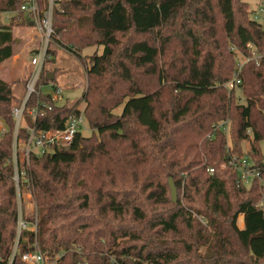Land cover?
<instances>
[{
	"label": "trees",
	"instance_id": "obj_1",
	"mask_svg": "<svg viewBox=\"0 0 264 264\" xmlns=\"http://www.w3.org/2000/svg\"><path fill=\"white\" fill-rule=\"evenodd\" d=\"M26 1L0 0V13H27L35 27L21 10ZM37 3L49 9V0ZM253 15L242 0H54L51 41L82 64L89 59L81 102L91 134L31 153L20 186L35 212L26 214L14 180L12 111L28 75L21 97L0 78V264H25L35 248L49 264H264L256 207L264 187L257 178L245 184L229 165L231 155H246L264 178V59L250 50L264 53V27ZM14 45L12 26L0 22V64ZM93 47L102 52L82 55ZM233 48L251 60L229 90L239 63ZM45 63L27 106L52 109L27 122L62 129L79 106H59L43 91L55 80ZM19 135L29 137L25 128Z\"/></svg>",
	"mask_w": 264,
	"mask_h": 264
},
{
	"label": "built area",
	"instance_id": "obj_2",
	"mask_svg": "<svg viewBox=\"0 0 264 264\" xmlns=\"http://www.w3.org/2000/svg\"><path fill=\"white\" fill-rule=\"evenodd\" d=\"M53 1L50 0L48 10L41 11L37 3V0H27L21 10L24 12H30L37 23V28L40 32L42 40L45 44H49L52 35V8ZM255 20L260 22L264 27V2L261 3L257 12H255ZM238 56L237 72L234 78L226 84L229 90L236 89L240 84V80L237 77L241 71L244 63L251 60V57L241 56V53L236 49H232ZM251 52L255 59H264V53H258L253 46H250ZM239 56L241 59H239ZM51 59V55L45 49L36 57L31 60V70L28 74L27 81L25 84V96L22 104L13 109L12 115L15 120L14 129V148H13V165L15 169L14 180L17 187L18 196L21 194V182H27L26 166L29 165L31 153L45 154L51 152L57 146H66L72 143L75 135L82 131L85 126L86 118L83 114V109H79V113L70 116L65 122L64 128L62 129H50V130H37L35 127L30 126L28 122L22 124L23 117L27 114L31 120L35 121L39 116H45L47 111L51 110L52 107L46 103H37L36 106L28 107L27 103L36 92L38 79L42 72L44 63ZM55 93H49L52 101L57 103L58 96L62 94V90L59 87H55ZM21 128H25L29 137L28 139L21 138L19 131ZM225 132L228 133V124L224 128ZM229 165L233 166L236 172L239 174L241 180L250 185L254 179H258L260 185L264 187V178L261 176V171L255 166L250 157L244 155L233 154L230 157ZM208 171L213 174L214 169L209 168ZM24 190V189H22ZM31 198V195H29ZM19 204H21L19 202ZM261 208L264 212V198L256 205ZM19 230L26 228L27 224L22 220L21 215L19 216ZM23 262L25 264H49L40 250L35 248L23 256Z\"/></svg>",
	"mask_w": 264,
	"mask_h": 264
},
{
	"label": "rangeland",
	"instance_id": "obj_3",
	"mask_svg": "<svg viewBox=\"0 0 264 264\" xmlns=\"http://www.w3.org/2000/svg\"><path fill=\"white\" fill-rule=\"evenodd\" d=\"M50 1V0H49ZM249 4V10L257 12L263 1L260 0H242ZM43 12V9L40 8ZM27 13L18 12H2L0 13V22L5 25L12 26L13 38L15 41L14 55L8 61L0 64V78L4 81L12 84L13 90L16 92L18 97H21L24 93V82L25 78L30 72L31 60L39 55L46 47L48 54L51 55V59L45 63V69L50 74H54L55 80L53 84L43 87L45 93H55V87H59L62 90V94L58 96L57 104L63 105H74L78 104L79 109L84 108V102H81L84 91L87 88V73L86 66L89 59L85 63H81L80 60L73 54H71L64 47L57 43L54 39L45 44L42 40L40 32L36 26L32 27L28 24ZM36 22V20H35ZM95 52L101 53L102 47L88 48L83 51L84 57H90ZM239 59L241 57L239 56ZM237 97L239 102L244 103L245 100L242 94L237 91ZM123 106H120L116 113H121ZM29 119L27 114L23 117L22 124L24 125ZM6 130V126L0 118V137ZM85 136L91 134V130L88 123L85 122V126L81 131ZM251 142H246L243 146L244 150L249 151L251 149ZM259 150L264 155V141L259 144ZM23 199L24 205L22 209L26 214L32 215L35 212V205L31 200L29 194L22 190L19 194V202ZM21 206V204H20ZM243 216L240 215L238 219L239 228H243ZM204 251V249H202Z\"/></svg>",
	"mask_w": 264,
	"mask_h": 264
},
{
	"label": "water",
	"instance_id": "obj_4",
	"mask_svg": "<svg viewBox=\"0 0 264 264\" xmlns=\"http://www.w3.org/2000/svg\"><path fill=\"white\" fill-rule=\"evenodd\" d=\"M53 78H54V74H51L50 75V80H53ZM170 187H171L173 202H176L177 199H178V191H177V188H176V186L174 184L173 179H170Z\"/></svg>",
	"mask_w": 264,
	"mask_h": 264
}]
</instances>
